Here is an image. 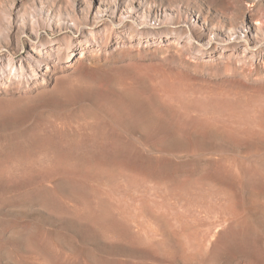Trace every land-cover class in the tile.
Instances as JSON below:
<instances>
[{"label": "rangeland", "instance_id": "1", "mask_svg": "<svg viewBox=\"0 0 264 264\" xmlns=\"http://www.w3.org/2000/svg\"><path fill=\"white\" fill-rule=\"evenodd\" d=\"M0 264H264V0H0Z\"/></svg>", "mask_w": 264, "mask_h": 264}]
</instances>
